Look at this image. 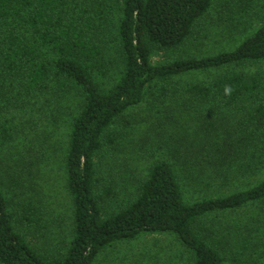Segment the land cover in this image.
<instances>
[{
	"label": "trees",
	"instance_id": "obj_1",
	"mask_svg": "<svg viewBox=\"0 0 264 264\" xmlns=\"http://www.w3.org/2000/svg\"><path fill=\"white\" fill-rule=\"evenodd\" d=\"M263 63L264 0H0V264H264Z\"/></svg>",
	"mask_w": 264,
	"mask_h": 264
},
{
	"label": "rangeland",
	"instance_id": "obj_2",
	"mask_svg": "<svg viewBox=\"0 0 264 264\" xmlns=\"http://www.w3.org/2000/svg\"><path fill=\"white\" fill-rule=\"evenodd\" d=\"M254 25L255 24L252 23L250 26H248V29H246V33L250 31L254 27ZM244 34L245 33L239 36H242ZM206 43V41H202L198 45L197 41L193 42L190 39L179 48L170 50L167 53L163 51H156L152 57V61L157 64H162L178 58L199 56L200 52L207 50V47H204ZM257 67L264 69V63L261 65H257ZM202 79H204V75L197 74L192 79H190V81H199ZM104 88L105 87L103 86V89ZM143 129L144 126L142 130ZM139 135H141V131ZM127 141L128 143H130L131 140L127 138ZM105 157L107 161L105 162L103 168H101L103 169V171L104 169L106 170L109 166V163L107 162L111 161L112 159V157L109 155ZM139 165H141V163H137L136 167H138ZM47 170L48 168H45L43 170V173H45ZM135 170L140 172L141 168L138 167L135 168ZM107 175H111L112 177V174L107 173ZM55 177L57 180L59 179L57 174ZM56 179H53V181H57ZM48 183L49 182H42L41 184H44L46 188H49V186L47 185ZM246 218V213L234 212L219 214L214 220L224 221L223 224H225L233 223L231 220L245 221ZM179 251L180 249L177 248V245L175 244L172 237L162 236L158 234H144L132 241L118 243L114 247L103 251L98 255L97 260L94 264H180L183 260L184 254L181 255Z\"/></svg>",
	"mask_w": 264,
	"mask_h": 264
},
{
	"label": "clouds",
	"instance_id": "obj_3",
	"mask_svg": "<svg viewBox=\"0 0 264 264\" xmlns=\"http://www.w3.org/2000/svg\"><path fill=\"white\" fill-rule=\"evenodd\" d=\"M226 94H231V90L230 89H226Z\"/></svg>",
	"mask_w": 264,
	"mask_h": 264
}]
</instances>
